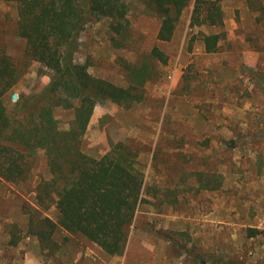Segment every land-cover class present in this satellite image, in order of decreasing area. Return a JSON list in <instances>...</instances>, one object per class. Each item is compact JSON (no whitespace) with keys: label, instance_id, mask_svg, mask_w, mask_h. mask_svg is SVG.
<instances>
[{"label":"rangeland","instance_id":"1","mask_svg":"<svg viewBox=\"0 0 264 264\" xmlns=\"http://www.w3.org/2000/svg\"><path fill=\"white\" fill-rule=\"evenodd\" d=\"M125 1L126 32L115 35L107 19H92L74 54L93 76L119 86L129 83L126 63L146 64L154 73L130 108L109 101L95 106L81 143L96 158L116 142L138 151L143 200L125 250L106 254L58 226L48 244L28 234L29 208L57 217L53 206L35 203L33 186L49 178L39 150L24 181L0 178V264H264V0H219L220 27L195 24V0H187L167 41L156 38V15L138 0ZM203 33H221L218 51H203ZM153 47L166 63L150 55ZM0 53L27 64L2 97L11 110L18 95L44 86L48 70L27 59L15 5L3 0ZM55 117L66 129L72 113L56 108Z\"/></svg>","mask_w":264,"mask_h":264},{"label":"trees","instance_id":"2","mask_svg":"<svg viewBox=\"0 0 264 264\" xmlns=\"http://www.w3.org/2000/svg\"><path fill=\"white\" fill-rule=\"evenodd\" d=\"M3 1L14 3L16 34L25 41V55L48 70V81L31 95H18L9 110L2 97L27 64L18 66L0 53V178L11 183L24 181L41 150L49 178L36 181L32 191L36 205L43 209L53 206L57 217L52 221L40 216L39 209L29 208L25 211L28 234L48 244L58 226L84 236L106 254H122L128 228L143 200V173L135 165L138 151L126 142H116L96 158L83 152L82 137L95 106L109 101L130 108L142 100L143 85L154 73L146 64L126 63L129 83L119 86L93 76L88 63L77 62L74 54L81 31L92 19H107L109 30L123 35L128 4L125 0ZM138 1L159 18L156 38L169 40L187 0ZM193 12L195 24H223L219 0H195ZM220 38L221 33L201 34L203 51H218ZM150 55L166 63V55L157 47ZM56 108L72 113L66 129L58 126ZM249 232L253 236L256 231Z\"/></svg>","mask_w":264,"mask_h":264},{"label":"water","instance_id":"3","mask_svg":"<svg viewBox=\"0 0 264 264\" xmlns=\"http://www.w3.org/2000/svg\"><path fill=\"white\" fill-rule=\"evenodd\" d=\"M15 97H16V94H15V93H13V94H12V98H13V99H15Z\"/></svg>","mask_w":264,"mask_h":264}]
</instances>
